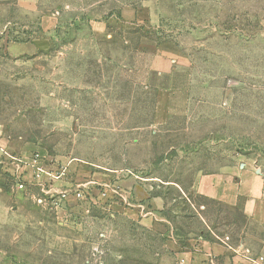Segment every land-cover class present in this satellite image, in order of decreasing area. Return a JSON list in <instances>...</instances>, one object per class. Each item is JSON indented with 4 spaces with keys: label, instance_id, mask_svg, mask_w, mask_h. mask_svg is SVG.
Listing matches in <instances>:
<instances>
[{
    "label": "rangeland",
    "instance_id": "1",
    "mask_svg": "<svg viewBox=\"0 0 264 264\" xmlns=\"http://www.w3.org/2000/svg\"><path fill=\"white\" fill-rule=\"evenodd\" d=\"M0 96V264H182L139 193L179 244L264 255L263 227L191 190L264 174V0H0Z\"/></svg>",
    "mask_w": 264,
    "mask_h": 264
},
{
    "label": "crops",
    "instance_id": "2",
    "mask_svg": "<svg viewBox=\"0 0 264 264\" xmlns=\"http://www.w3.org/2000/svg\"><path fill=\"white\" fill-rule=\"evenodd\" d=\"M50 17L46 16L41 21V34H49V30L53 23ZM55 26V25H54ZM35 45L21 44L19 47H11L18 51L27 53L34 50L45 48L49 44V40L45 37H39L34 40ZM160 105V102H159ZM1 109V96H0ZM0 131L1 125H0ZM26 153V149L21 155ZM113 174V173H112ZM113 176V175H110ZM144 180L143 178L138 177ZM139 190V188H136ZM191 190L197 196L208 201L217 203L228 208H240L243 215L248 221L264 228V174L251 167H244L233 171L232 176L224 175L221 172L201 173L198 174L191 185ZM139 193V192H137ZM131 192H125V198L128 200ZM143 200L138 206V210L144 217L143 222L149 219V216L155 217L156 225L163 227L164 236L167 235L166 249L171 253L175 260H179L182 264H264V255L251 256L242 253L225 242L211 241L206 238L192 239L193 242L189 246L179 244L172 236V232L166 227V223L170 224L167 218L161 217V210L166 207V201L162 196H154L151 200L146 198L142 193ZM116 203H113V207ZM150 205L152 210H150ZM146 212L145 210H147ZM130 209H127V211Z\"/></svg>",
    "mask_w": 264,
    "mask_h": 264
},
{
    "label": "built area",
    "instance_id": "3",
    "mask_svg": "<svg viewBox=\"0 0 264 264\" xmlns=\"http://www.w3.org/2000/svg\"><path fill=\"white\" fill-rule=\"evenodd\" d=\"M18 161V160H17ZM20 162V161H19ZM38 163V159H34L33 160V167H36L37 168V174H38V178H41L42 177V175L45 173V171L42 169V168H40V167H37L35 164H37ZM65 172H60L58 175H55V176H53L55 179H59L60 178V176H63V174H64ZM20 188H23V185H20ZM81 196V194H78V197H80Z\"/></svg>",
    "mask_w": 264,
    "mask_h": 264
}]
</instances>
